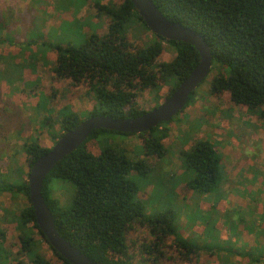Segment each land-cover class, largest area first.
<instances>
[{"label":"trees","instance_id":"obj_1","mask_svg":"<svg viewBox=\"0 0 264 264\" xmlns=\"http://www.w3.org/2000/svg\"><path fill=\"white\" fill-rule=\"evenodd\" d=\"M152 1L164 17L196 31L209 45L213 55L211 71H217L211 82V95L221 98L229 94L234 105L246 107L264 122V0ZM97 11L108 18L107 33L103 37L92 35L80 47H55L53 70L59 81L84 87L95 96L97 105L88 118L140 117L149 112L137 103L141 92H155L159 99L161 90L169 87L164 102L200 64L201 56L195 46L166 41L153 34L131 0L99 4ZM132 20H138L151 32V43L145 45L131 40L126 27ZM168 48H173L176 55L172 61L165 62L162 58ZM194 98L192 94L187 107ZM82 121L76 114L65 116L60 124L62 134L54 138L55 143ZM164 125L138 135L146 156L163 157L168 152L163 144L168 134L162 128ZM105 134L132 136L108 130L93 132L44 182L43 197L65 240L98 264H133L128 236L139 226L146 228L152 238L139 248L143 264H161L167 251L178 253L186 262L206 254L218 264H264V204L252 208L250 215L240 214L237 219L229 210L219 212L217 202L223 198L221 184L225 176L212 142L201 139L182 154L188 176L185 190L197 194L198 205L215 202L210 211L198 209L195 215L201 220L200 228L196 227L199 233L186 237L177 228L173 209L146 214L139 198L141 190L129 178L134 171H150L145 161H134L126 151L113 146H105L99 153L87 149L88 141ZM50 150L37 143L25 145L26 174L20 167L18 176L16 170L1 167L0 197L9 194L11 202L0 205L4 213L0 218V264H25V261L26 264H53L42 253L43 247L53 254L58 264H70L40 230L30 201V170ZM54 181L75 185L72 202L66 200L69 206H63L54 197ZM241 226L243 230L239 229ZM250 235H254L252 245L243 242ZM9 236L15 237L16 253L6 245ZM21 258L25 260L20 261Z\"/></svg>","mask_w":264,"mask_h":264},{"label":"rangeland","instance_id":"obj_2","mask_svg":"<svg viewBox=\"0 0 264 264\" xmlns=\"http://www.w3.org/2000/svg\"><path fill=\"white\" fill-rule=\"evenodd\" d=\"M111 2L113 0H0V171L1 167H8L18 173L20 167L24 174L28 173L25 145L37 143L43 148H52L54 138L62 134L60 124L65 116L76 114L86 120L97 105L95 96L86 88L74 87L56 77L53 72L55 47H80L92 35L103 37L107 33L108 18L97 11V5ZM126 32L135 42L146 45L152 41L151 32L138 20H132ZM175 55V50L168 48L162 61L170 62ZM216 74V70L211 71L194 93L190 106L173 123L162 127L168 133L163 142L168 152L163 157L146 156L138 135L105 134L86 144L87 149L95 153L105 146H113L126 151L134 161H145L150 171H134L129 178L141 190L139 198L146 214L173 209L177 228L186 237L199 233L201 220L195 215L198 209L210 211L215 203L212 200L198 205L197 194L185 190L188 176L182 154L201 139L212 142L221 158L225 179L221 184L223 198L217 202L219 212L229 210L237 219L240 214L250 215L252 208L264 204V122L246 107L234 105L229 94L221 98L211 95V82ZM169 90L164 87L159 99L155 92H141L137 103L150 111L163 102ZM52 186L54 197L63 206H69L75 185L54 181ZM10 202L9 194L0 197V205ZM3 215L0 206V218ZM248 220L253 221L251 216ZM239 229L243 230V226ZM230 233L226 234L232 237ZM128 239L133 264H143L139 248L152 241L148 230L138 226ZM243 242L254 244V235L245 236ZM16 244L15 237L9 236L6 245L14 253L18 251ZM42 253L53 264H58L46 247L42 248ZM161 264L218 263L206 254L191 257L186 262L178 253L167 251Z\"/></svg>","mask_w":264,"mask_h":264},{"label":"water","instance_id":"obj_3","mask_svg":"<svg viewBox=\"0 0 264 264\" xmlns=\"http://www.w3.org/2000/svg\"><path fill=\"white\" fill-rule=\"evenodd\" d=\"M131 1L153 34L166 41L185 42L195 46L200 53L201 62L158 107L136 118H113L105 115L89 117L75 129L65 132L51 150L38 159L31 168L28 183L37 224L49 244L70 264L98 263L65 240L58 232L54 215L42 194L48 175L61 161L79 149L95 131L108 130L121 134L140 135L163 123H170L185 110L191 95L207 79L213 67L212 51L199 33L164 17L152 0Z\"/></svg>","mask_w":264,"mask_h":264}]
</instances>
